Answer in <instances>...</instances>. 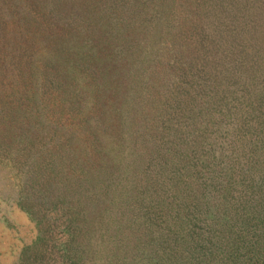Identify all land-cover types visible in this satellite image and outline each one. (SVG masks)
<instances>
[{
	"label": "rangeland",
	"instance_id": "obj_1",
	"mask_svg": "<svg viewBox=\"0 0 264 264\" xmlns=\"http://www.w3.org/2000/svg\"><path fill=\"white\" fill-rule=\"evenodd\" d=\"M76 52L69 149L24 85ZM0 264H264V0H0Z\"/></svg>",
	"mask_w": 264,
	"mask_h": 264
},
{
	"label": "trees",
	"instance_id": "obj_2",
	"mask_svg": "<svg viewBox=\"0 0 264 264\" xmlns=\"http://www.w3.org/2000/svg\"><path fill=\"white\" fill-rule=\"evenodd\" d=\"M20 16L18 17V21H23L24 24H27L23 27L24 31L27 32V36H29L30 32L33 33V31H36L37 29H30L28 30V23L31 21H34V18L37 19V17L34 16L32 18L31 16H28L27 12H21L19 13ZM46 19V24L43 25L47 26V30L51 29L55 31V37L52 40L51 43L55 44L57 42H63L61 39H64V35H67L68 37L71 36L72 33H74V29H76V26H74L72 23L73 20L65 21L63 19H54L51 17V12L48 13ZM38 20V19H37ZM34 26H39L37 23L34 24ZM55 27L56 29H53ZM24 31H21V37L24 39H27L26 33ZM58 31V32H57ZM81 36L84 35L83 31L80 30ZM59 33V34H58ZM49 35V30H48ZM91 39V38H90ZM22 40V39H21ZM77 41V40H76ZM92 41V39H91ZM80 42V40H78ZM76 46V45H75ZM93 46V45H90ZM53 54L52 52H50ZM50 54V55H51ZM75 54V53H74ZM77 54V52H76ZM51 58V57H50ZM68 61H60L58 63V69L57 74H48V75H40L39 77V83H35L33 81H27V83L24 85L28 90L30 87L33 88L35 86L34 90H32V96H30V99L34 103L35 101H39L41 106L39 107L40 111L48 112L52 119V130L50 132H53L56 135H60L62 138L63 134L60 133V131L64 133V136L66 139L69 140V142L66 140V143L68 144L69 149H76L77 142L79 143L80 147L86 146V140H81L82 138L88 137L89 134H93V128L89 127L86 122L89 120V113L87 110H85V106H83V99L82 97H85L82 90L78 88L77 84V77L80 75L81 66H83L82 63L84 62L82 58H79V55H74L71 58H67ZM33 73V71H31ZM23 78V77H22ZM25 80V78H24ZM33 85V86H32ZM28 96V95H27ZM95 100L97 98H104L105 92L101 88L97 94L93 95ZM44 105H47L44 107ZM35 109H37V106H35ZM33 114V113H32ZM36 114V112H35ZM34 115V114H33ZM78 134H81L80 138L78 137ZM58 135V136H59ZM94 138V137H93ZM92 138V139H93ZM116 139V137H114ZM114 138H110L111 140L110 144H113L114 141H116L112 146L116 147L117 149H121V143L119 140H113ZM60 142H62V139H60ZM84 142V143H83ZM99 141L97 137L91 141L90 147H95L96 151L100 153L102 156L103 151L102 147L99 145ZM76 144V145H75ZM67 149V147L65 148ZM90 155V154H89ZM104 170V169H103ZM80 171L87 173L85 169H83L82 166H80ZM80 185L82 184L80 181H78ZM123 183V182H122ZM119 181L114 182L110 181L108 184L104 183L103 181L97 183V185H93V188L97 190L96 194L102 193V192H109L110 189L113 187V194H116L121 189L118 188ZM110 189H107L109 188ZM84 188V187H83ZM82 188V189H83ZM81 198L84 199V201L91 202L92 197H86L84 198L83 195H81ZM138 199V196L136 197ZM102 199H105L102 197ZM133 200V195L131 198H128V201L126 200L124 203L131 202ZM117 206H109L105 205L103 207L98 206L96 203L93 204L94 211L92 212L91 216L89 217L90 221H94L95 219L101 218L106 219L110 213L111 208H117ZM89 207L83 206L82 209L84 212L88 210Z\"/></svg>",
	"mask_w": 264,
	"mask_h": 264
}]
</instances>
